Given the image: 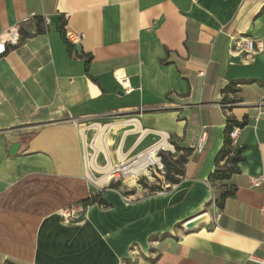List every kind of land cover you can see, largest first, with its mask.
<instances>
[{
  "label": "crops",
  "instance_id": "crops-1",
  "mask_svg": "<svg viewBox=\"0 0 264 264\" xmlns=\"http://www.w3.org/2000/svg\"><path fill=\"white\" fill-rule=\"evenodd\" d=\"M12 26L16 45L5 42ZM239 38L262 51L245 60ZM0 40V264H264V184L249 183L264 174V0H0ZM230 119L245 120L243 160L209 178L228 166L216 155ZM164 134L185 156L176 183L142 195L113 181L97 199L106 208L61 220L91 195L85 151L101 167Z\"/></svg>",
  "mask_w": 264,
  "mask_h": 264
},
{
  "label": "built area",
  "instance_id": "built-area-1",
  "mask_svg": "<svg viewBox=\"0 0 264 264\" xmlns=\"http://www.w3.org/2000/svg\"><path fill=\"white\" fill-rule=\"evenodd\" d=\"M44 22L47 24L49 19L46 16H43ZM5 42L9 45H16L20 42V35L17 26H12L8 28L4 32ZM67 39L75 42L78 41L80 38V34H70L66 33ZM236 40V39H235ZM1 43V40H0ZM263 49V43L259 39L255 38H239L235 41L234 44V51L242 55L245 60L252 59L253 55L258 52H261ZM115 78L120 83L122 88L125 91H130L131 88L128 85L127 77L125 74L115 72ZM139 111H143V109H139ZM137 121L136 119L132 118L129 120L130 125L132 128L135 127L134 122ZM90 129L95 130L97 132L100 129V125L97 123H90L88 125ZM105 126V125H104ZM106 128H104L105 131ZM134 130V129H133ZM240 127L233 125L231 130L229 131V140L232 147L236 148L238 145V138L240 135ZM148 133L147 129H143L142 132L140 131L139 134L146 135ZM98 135V134H97ZM96 140V138H95ZM91 140V146H96V141ZM207 140V128L206 126L201 127V131L196 139V141L191 145V149L194 152H201L204 149ZM169 153L173 155L175 153V149L173 144L171 143L169 136L164 134V137L160 138V140L154 142L146 149L132 155V156H124L122 160L114 164L106 163L101 167H98L95 164V158H93V164H86V179L87 182L91 186V195L90 199L87 202L77 203L73 205H68L58 210V214L63 222H74L79 220L85 212L89 209V207L93 203H97L100 208H106L105 203L98 201V197L101 195L102 191L109 187L113 181L122 182L127 186H132L127 184V178H131L134 182V186L140 185L141 180L145 181L149 179L147 176V172L153 171L156 175L158 173L164 172V163H163V154ZM93 154L88 155V152L85 151L84 158L91 159ZM143 160L144 164L140 165V161ZM135 167V169H134ZM87 171L90 172V176L87 175ZM107 176L105 182L98 184L95 180L98 178H102ZM250 186L253 188H257L264 184V174L253 175L249 177ZM95 199V200H94ZM260 212L264 216V198L262 200V204L260 206ZM215 217H219V212L215 213ZM259 261V260H258Z\"/></svg>",
  "mask_w": 264,
  "mask_h": 264
},
{
  "label": "trees",
  "instance_id": "trees-1",
  "mask_svg": "<svg viewBox=\"0 0 264 264\" xmlns=\"http://www.w3.org/2000/svg\"><path fill=\"white\" fill-rule=\"evenodd\" d=\"M233 125L241 127L242 125H245V120L243 119L242 121L238 122L236 120L230 119L227 123V126L225 127V136H224V142L223 146L220 149V151L216 155V160H218L221 157H224L226 159V164L228 165L224 169L216 168L210 175L209 178L213 179H219L223 180L226 179L229 176L230 172H233L235 170V165L243 160V157L241 156V149L240 148H234L230 144L229 140V131L231 130V127ZM191 150V148H190ZM168 158L165 157L163 154V163L164 167L166 169L165 172V179L169 183H176L178 181V176H181L183 174V163L185 162V156H179L175 157L167 153ZM112 183L110 184V186ZM109 186V187H110ZM232 195V192L230 191H223L220 195L219 198L216 200V204L219 208L222 207V201L224 198L227 196ZM90 197L88 200L85 202L89 201ZM95 200V199H94Z\"/></svg>",
  "mask_w": 264,
  "mask_h": 264
},
{
  "label": "rangeland",
  "instance_id": "rangeland-1",
  "mask_svg": "<svg viewBox=\"0 0 264 264\" xmlns=\"http://www.w3.org/2000/svg\"><path fill=\"white\" fill-rule=\"evenodd\" d=\"M117 130L115 129V130H112L111 131V136H114L115 135V132H116ZM132 138V137H131ZM131 138H128V142H129V140L131 139ZM128 142H127V144H128ZM147 142H149V139L148 140H146V142L142 145V146H144ZM126 144V145H127ZM141 146V147H142ZM141 147H139L137 150H139V149H141ZM165 155V157L166 158H168L169 156H168V154L167 153H165L164 154ZM173 156L174 157H176V154L174 153L173 154ZM165 172H166V169H164V172L163 173H158L157 175L153 172V171H151V172H147L146 174H147V176L149 177V179H147V180H145V181H143V180H141V184L143 185V188H145L142 192H141V194L142 195H144V194H151V193H155V192H159V191H162V189H165V186L166 185H168V184H170L169 182H167L166 181V179H165ZM127 180V184H130V185H132V186H127V185H125L126 187H133V188H135V184H134V182L132 181V179L131 178H127L126 179ZM120 182V181H119ZM122 183V182H121ZM58 213V212H57ZM59 215V214H58ZM60 217V216H59Z\"/></svg>",
  "mask_w": 264,
  "mask_h": 264
},
{
  "label": "water",
  "instance_id": "water-1",
  "mask_svg": "<svg viewBox=\"0 0 264 264\" xmlns=\"http://www.w3.org/2000/svg\"><path fill=\"white\" fill-rule=\"evenodd\" d=\"M76 51L81 52V48L79 46H76ZM18 145H19L18 143L12 144L9 147V150H8L9 153L10 154H14L15 151H16V149H17V147H18ZM204 221H209L206 214H203V215H201V216H199L197 218H194L193 220H190V221L185 222L184 223V228L185 229L193 228V227L197 226L198 224H200V223H202Z\"/></svg>",
  "mask_w": 264,
  "mask_h": 264
},
{
  "label": "bare ground",
  "instance_id": "bare-ground-1",
  "mask_svg": "<svg viewBox=\"0 0 264 264\" xmlns=\"http://www.w3.org/2000/svg\"><path fill=\"white\" fill-rule=\"evenodd\" d=\"M120 123H121V122H120ZM121 124H123V123H121ZM102 136H105V135H104V128H100V129H99V133H98V135H97L98 140H102ZM105 137H106V136H105ZM97 143H98V142H97ZM96 145H97V144H96ZM100 147H101V146H100ZM101 148H102V147H101ZM105 149H106V148H105ZM121 157H122V156L120 155L119 158H121ZM85 161H86V159H85ZM86 164H93V157H92L91 159H87ZM142 164H144V161H143V160L140 161V165H142ZM134 169H135V167H134ZM87 175L90 176L91 178H93V177L91 176V174H90L89 171H87ZM106 177H107V176L102 177V178H98V179H96L95 181H96L98 184H101V183L105 182V180L107 179Z\"/></svg>",
  "mask_w": 264,
  "mask_h": 264
}]
</instances>
